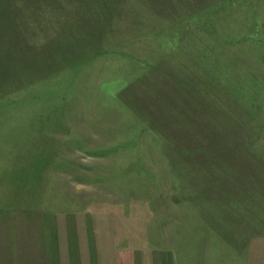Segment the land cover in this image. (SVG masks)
<instances>
[{
	"label": "rangeland",
	"instance_id": "374dc122",
	"mask_svg": "<svg viewBox=\"0 0 264 264\" xmlns=\"http://www.w3.org/2000/svg\"><path fill=\"white\" fill-rule=\"evenodd\" d=\"M0 264H264V0H0Z\"/></svg>",
	"mask_w": 264,
	"mask_h": 264
},
{
	"label": "trees",
	"instance_id": "16d2710c",
	"mask_svg": "<svg viewBox=\"0 0 264 264\" xmlns=\"http://www.w3.org/2000/svg\"><path fill=\"white\" fill-rule=\"evenodd\" d=\"M84 2H83V5H89V7L84 8L86 19H87L86 20L87 24L83 21L85 23L84 27L86 28L87 32L89 31L88 32L89 34L90 33L94 34L96 37L99 38V40H101V42L99 43H102V40L105 39L110 33H112L116 25V19H114L112 14H107V15L105 13L103 14L104 10H107L113 7L114 2L110 1V5H107V2L106 3L104 2L101 5L98 3H95L96 5L94 7L100 9V11H97L96 14H92L91 12L92 10H90L89 12L88 10L89 8L91 9V6H90L91 4H89L88 1H84ZM89 13L91 14L90 16H89Z\"/></svg>",
	"mask_w": 264,
	"mask_h": 264
}]
</instances>
